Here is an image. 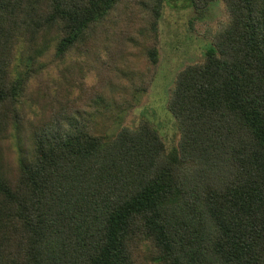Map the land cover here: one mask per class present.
<instances>
[{
	"label": "trees",
	"instance_id": "trees-1",
	"mask_svg": "<svg viewBox=\"0 0 264 264\" xmlns=\"http://www.w3.org/2000/svg\"><path fill=\"white\" fill-rule=\"evenodd\" d=\"M118 1L0 0V124L17 115L15 41L57 31L63 56ZM223 1L204 60L176 74L171 148L144 118L96 134L82 109L95 95L82 78L55 80L31 159L11 174L0 160V264H141L143 242L156 264H264V0Z\"/></svg>",
	"mask_w": 264,
	"mask_h": 264
},
{
	"label": "rangeland",
	"instance_id": "rangeland-1",
	"mask_svg": "<svg viewBox=\"0 0 264 264\" xmlns=\"http://www.w3.org/2000/svg\"><path fill=\"white\" fill-rule=\"evenodd\" d=\"M196 3L161 0L154 11L153 0H119L99 23V35L78 41L63 56L57 53V31L30 43L15 41L6 68L17 115L0 124L2 172L11 174L31 159V127L43 122L61 92L52 88L55 80H67L69 86L82 78L95 95L82 109L96 134L111 137L121 126L135 127L144 118L167 148L177 145L180 133L168 109L176 74L204 60L229 19L223 0ZM149 251L146 242L137 249L141 264H156Z\"/></svg>",
	"mask_w": 264,
	"mask_h": 264
}]
</instances>
